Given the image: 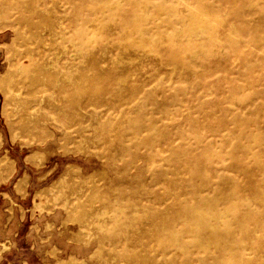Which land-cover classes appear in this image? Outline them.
I'll list each match as a JSON object with an SVG mask.
<instances>
[{
    "label": "rangeland",
    "instance_id": "1",
    "mask_svg": "<svg viewBox=\"0 0 264 264\" xmlns=\"http://www.w3.org/2000/svg\"><path fill=\"white\" fill-rule=\"evenodd\" d=\"M137 2L0 0V264L234 262L187 232L196 208L227 212L235 264H264V221L240 220L264 218V0H145L144 55L118 53ZM52 43L57 88L35 75ZM169 223L189 255L159 235Z\"/></svg>",
    "mask_w": 264,
    "mask_h": 264
},
{
    "label": "bare ground",
    "instance_id": "2",
    "mask_svg": "<svg viewBox=\"0 0 264 264\" xmlns=\"http://www.w3.org/2000/svg\"><path fill=\"white\" fill-rule=\"evenodd\" d=\"M144 1L145 0H138V2H137L138 3V7L135 8L134 10H132V12L129 14V16L132 18V20L134 22V25H136V26L133 29L124 28L121 31L120 35H119V40L117 41V43H114L113 45L111 44L112 47L114 49H116V51L118 53H124V52H126L128 50H131V51L135 52L134 54L137 53L136 55H144V52L146 51V47L148 46V43L146 42V40H144V36L147 33L143 30L142 24H145L146 22H148L150 20L149 18H145V14H143L146 11V5H145L146 3H144ZM32 7H33V9H31V11L37 13L38 12L37 11L38 5L33 4ZM32 15L38 20L45 19L44 14H32ZM109 19H111V18H109ZM189 20H190V24H192V27H194V28H196L198 30L211 31L210 25L206 24V22L204 20V14L201 13L199 17H192ZM83 22H85V24L91 26L93 20H92V18H88V19H85ZM126 23L127 22H124V17H122L120 26L121 27L127 26ZM29 24H30L31 27H34V28H36L37 26L40 25V24H34V22L33 23L29 22ZM75 26H76L75 35L79 37L80 46L82 47V49H88L89 50L90 49V42L94 41L91 38L90 34L88 33L89 29L81 27V26H78L77 24ZM88 28H90V27H88ZM50 30H52V28H50ZM213 31H215V30H213ZM200 33H204V32H200ZM175 37H176V34H175ZM208 37H209V35H208ZM209 40L210 39H208V41ZM48 50L51 52L52 56H48V58H49V59H47L48 61H46V58L44 57V60L46 61V63L41 68L38 67L36 69L35 75H36V78L40 82H45L44 84H47V83H50V82L53 81L54 87L57 88V87H59L60 80H59V78L53 79V77L57 74V70L56 69L62 65L64 56L61 54V52H58L54 48L53 43H52V47L50 49L48 48ZM198 50H199V47H198ZM49 51H48V53H50ZM187 53H189V55L187 54L188 56H193V52L192 51H188ZM126 55H127V53H126ZM130 55H132V54L130 53ZM128 57H130V56H128ZM128 60H126V62ZM131 61L132 60H130L129 63ZM128 77H129V75H128ZM70 79H72L70 84L72 82H74L76 85H81V84L85 83L89 78L87 76H85L83 73L82 74L79 73V75H77V74L74 75V76L70 75ZM118 82L119 83L123 82L122 77H120L118 79L117 83ZM125 83H126V81H125ZM62 87L66 88V85H62ZM118 87L121 88L120 85H118ZM139 89H140L139 85L135 86V87H132V88L130 87V91L133 94L138 93ZM42 97H43V95H42ZM41 99H43V98H41ZM92 102H94V101H92ZM101 103H103V102H101ZM98 104H99V102H98ZM105 104H107V103H105ZM91 106L92 107L94 106L93 103H92ZM99 106L100 105H97L96 108H98ZM94 111H95V109H94ZM229 211L232 212L233 210H229ZM226 213L218 211V210H216L214 208L210 209L207 212H205L204 209L196 208V209H192V211L188 212V220L187 219L185 220L186 221V225H187V232L190 233V236H192V237L195 236L196 238L207 239V240H210V241L214 240L215 243H216L215 244L216 247L217 246L219 247L218 249H220L222 254H225L230 249L231 252L233 253L234 257H235V260L232 263L229 262V260L226 261V259L222 260V258H221V259H216V260L214 259V262L212 261V264H219V263L220 264H235V261H239L240 263L245 261L243 255H242V250L244 249V244L240 241V243L236 242L233 248H232L231 245H229V244L233 243L234 241L232 239V233L233 232L229 228V218H228V215ZM101 217H102V215H101ZM168 220H170V217L167 214H163L162 215V222L166 224V223H168ZM213 220H217L219 222H224L225 221V226H226L225 237L226 238L228 237L227 238L228 240L227 239H220V238L217 237L218 233H219V228H217L216 225H213V223H212ZM240 220H242V222H244V221L246 222L248 220L249 221L253 220L254 222H257L256 228L261 230V228H262L261 227V223L264 221V218L261 215H256L255 216V215L247 214V215H244L242 218H240ZM168 227L169 228L171 227L170 223H169V225L167 224V228H166V226L162 227L161 232H160L159 235L162 236V237L168 235L166 238L169 237V239L172 240L173 244H175V246L177 248L182 249L183 254L189 255L188 251H189V247L192 246L191 242H184L182 237H180V235H178L179 233H176V232H169V234H166L168 232L167 231ZM242 228L245 230L244 227H242ZM154 234H155V232H154ZM198 242L200 243V241H198ZM118 261H119V258L117 256L111 255L109 257V259L105 263L106 264H117ZM129 262L131 264H136V262H138V260L136 258H130ZM153 263L154 264L156 263L155 259H151V260L148 261V264H153Z\"/></svg>",
    "mask_w": 264,
    "mask_h": 264
}]
</instances>
